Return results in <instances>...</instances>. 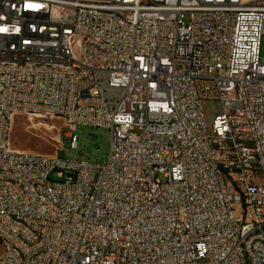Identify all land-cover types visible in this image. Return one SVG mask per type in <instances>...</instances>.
<instances>
[{"label": "built area", "instance_id": "built-area-1", "mask_svg": "<svg viewBox=\"0 0 264 264\" xmlns=\"http://www.w3.org/2000/svg\"><path fill=\"white\" fill-rule=\"evenodd\" d=\"M0 29V264H264V0H0ZM19 115L74 153L13 148Z\"/></svg>", "mask_w": 264, "mask_h": 264}, {"label": "rangeland", "instance_id": "rangeland-1", "mask_svg": "<svg viewBox=\"0 0 264 264\" xmlns=\"http://www.w3.org/2000/svg\"><path fill=\"white\" fill-rule=\"evenodd\" d=\"M260 52L261 56H264V34L260 39ZM201 104L206 121L210 123L214 112L219 108V103L203 100ZM63 124L60 117L28 118L26 115H19L12 123L9 134L10 144L13 148L23 151L72 155L74 150L70 149L69 141L63 138ZM79 130L80 153L86 158L104 161L108 149L106 140L108 130L91 126H79ZM133 131L136 132L137 129L135 128ZM54 177L52 175V178Z\"/></svg>", "mask_w": 264, "mask_h": 264}, {"label": "bare ground", "instance_id": "bare-ground-1", "mask_svg": "<svg viewBox=\"0 0 264 264\" xmlns=\"http://www.w3.org/2000/svg\"><path fill=\"white\" fill-rule=\"evenodd\" d=\"M20 86H30V77H20ZM11 128H6V135L9 136ZM36 155H43L42 153H36ZM14 191L16 192L18 199H25L26 186L22 182H14ZM1 241L0 257H3L7 252V242Z\"/></svg>", "mask_w": 264, "mask_h": 264}, {"label": "snow or ice", "instance_id": "snow-or-ice-1", "mask_svg": "<svg viewBox=\"0 0 264 264\" xmlns=\"http://www.w3.org/2000/svg\"><path fill=\"white\" fill-rule=\"evenodd\" d=\"M29 7H32V5H29ZM0 31H3V29H0Z\"/></svg>", "mask_w": 264, "mask_h": 264}]
</instances>
